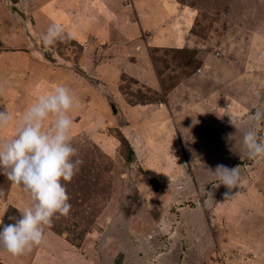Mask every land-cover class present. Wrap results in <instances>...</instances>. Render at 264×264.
Here are the masks:
<instances>
[{
    "label": "rangeland",
    "instance_id": "obj_1",
    "mask_svg": "<svg viewBox=\"0 0 264 264\" xmlns=\"http://www.w3.org/2000/svg\"><path fill=\"white\" fill-rule=\"evenodd\" d=\"M57 84L79 102L72 207L0 264H264V159L242 143L264 136V0H0V140ZM0 193L14 223L29 195L3 174Z\"/></svg>",
    "mask_w": 264,
    "mask_h": 264
},
{
    "label": "clouds",
    "instance_id": "obj_2",
    "mask_svg": "<svg viewBox=\"0 0 264 264\" xmlns=\"http://www.w3.org/2000/svg\"><path fill=\"white\" fill-rule=\"evenodd\" d=\"M63 36L62 26L52 24L42 36V43L45 47L51 46ZM76 107L79 102L71 90L57 84L26 108L15 125L13 138L0 140V174L22 186L31 201L14 223L0 221V250L13 257L40 245L44 229L51 225L53 217L67 216L70 212L72 206L62 181L70 182L83 163L70 135L73 124L70 112ZM50 117L54 118L53 123L45 130V122ZM252 120L257 125L264 122V111L257 110ZM12 121L9 112L0 110V129ZM242 143L249 159H264V136L249 129L244 132ZM211 173L219 184L229 189L236 187L240 180L239 168L217 165Z\"/></svg>",
    "mask_w": 264,
    "mask_h": 264
},
{
    "label": "crops",
    "instance_id": "obj_3",
    "mask_svg": "<svg viewBox=\"0 0 264 264\" xmlns=\"http://www.w3.org/2000/svg\"><path fill=\"white\" fill-rule=\"evenodd\" d=\"M183 177L185 178L186 181L190 178V176L188 174H184Z\"/></svg>",
    "mask_w": 264,
    "mask_h": 264
},
{
    "label": "bare ground",
    "instance_id": "obj_4",
    "mask_svg": "<svg viewBox=\"0 0 264 264\" xmlns=\"http://www.w3.org/2000/svg\"><path fill=\"white\" fill-rule=\"evenodd\" d=\"M197 229V228H196ZM204 229V228H203ZM202 250V249H201ZM202 254V253H201Z\"/></svg>",
    "mask_w": 264,
    "mask_h": 264
}]
</instances>
